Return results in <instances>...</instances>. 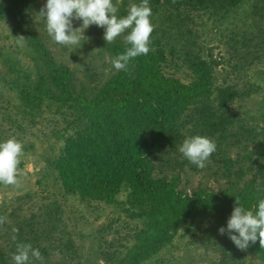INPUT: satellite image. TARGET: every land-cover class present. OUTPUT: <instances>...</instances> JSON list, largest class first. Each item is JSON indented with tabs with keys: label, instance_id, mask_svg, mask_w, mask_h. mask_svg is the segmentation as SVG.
Returning a JSON list of instances; mask_svg holds the SVG:
<instances>
[{
	"label": "trees",
	"instance_id": "obj_1",
	"mask_svg": "<svg viewBox=\"0 0 264 264\" xmlns=\"http://www.w3.org/2000/svg\"><path fill=\"white\" fill-rule=\"evenodd\" d=\"M1 1L0 16H8L21 35L31 38L28 42L41 54L47 71L36 90L20 92L22 111L0 95V142L13 136L20 140L25 128L17 118L45 103L71 110L65 130L73 132L64 135V145L51 162L60 193L88 204H112L127 186V204L134 209L130 215L143 223L132 235L133 245L124 246V257L114 262L109 252L104 260L142 264L169 245L180 229L191 230L210 219L217 230L203 228V239L217 246L221 264H246V260L264 264L259 241L241 251L227 235L218 233L227 226L235 197L246 209L264 198V108L256 118L244 103L257 94L250 79L264 65V0H149L154 25L149 53L135 58L130 71L109 77L96 93L84 89L79 95L71 90L70 69L53 60L31 28L27 16L33 0ZM121 15H127L126 8ZM196 19L203 25L236 23L233 28L239 33L232 31L226 45L232 58L228 68L237 76L231 78L225 71L223 78L217 77L219 62L211 54L206 56L197 43ZM127 47L118 37L108 50L115 57ZM169 65L176 73H184L186 81L167 75ZM237 99L239 117L229 109ZM195 135L209 137L217 146L203 169L179 152L183 140ZM151 158L177 172H184L187 165L205 179L224 181L226 188L216 192L199 187L192 194L184 193L178 190L179 174L152 177ZM44 207V215L17 222L15 228L17 241L38 248L46 264L47 258L63 253V248L67 253L72 239L70 231L58 224L63 223V212L52 202ZM7 249L11 258L15 252L12 239ZM0 263L8 261L0 256Z\"/></svg>",
	"mask_w": 264,
	"mask_h": 264
},
{
	"label": "rangeland",
	"instance_id": "obj_2",
	"mask_svg": "<svg viewBox=\"0 0 264 264\" xmlns=\"http://www.w3.org/2000/svg\"><path fill=\"white\" fill-rule=\"evenodd\" d=\"M133 1L113 0L119 9L117 15L124 8L128 11ZM46 2L47 0H33V8L27 16L32 30L45 42L53 60L70 69L69 84L75 95L81 94L84 89H88V93H96L109 77L120 72L113 68L111 61L114 56L108 50V46L114 41L107 44L103 38L104 29L92 25L85 30V39L82 38L79 45L64 46L55 43L48 36L44 22L36 16ZM3 7L4 2L0 0V9ZM196 21L195 35L199 36L197 43L206 56L211 54L212 58L219 62L216 67L217 77L223 78L224 72L227 71L232 78L233 74H236L228 68L232 58L226 41L232 31L239 33V29L233 28L236 23L222 25L209 21L203 25L198 19ZM81 24L82 21H73L74 27H80ZM127 34L128 31L118 37L124 40ZM17 35L21 34L15 22L8 16H0V95L22 111L18 101L20 92L36 90L39 78L46 76L47 68L41 54L29 42L24 47L15 43L13 38ZM165 73L169 76L174 74L183 81L187 79L184 73H176L171 65L165 68ZM250 81L258 89L257 94L252 100L244 103L246 110L258 118V112L264 108V65L258 69L257 74L252 75ZM57 106L45 103L39 110L32 113L23 112V117L17 118L25 128L19 140L23 144L19 166L22 170V187L0 184V215L7 216L9 221L0 227V256H4L8 264H14L12 259L8 258L7 249L13 234L12 228L16 227L17 222L30 220L39 214L44 215V206L51 205L52 202L58 211L63 212V223L58 224L70 231L72 245L66 248L67 253L63 248V253L47 258L49 261L46 264H111L104 260L105 253L109 252L113 253L111 257L117 262L124 257L126 249L133 245L132 235L143 225L139 218L130 215L131 211H134L127 204L130 189L123 187L116 196V202L112 204L94 201L88 204L77 197L60 193L51 162L57 158L60 148L64 145V135L72 133L73 130H65L67 123L71 121V110ZM229 109L239 117V99L230 103ZM186 114L189 119L188 112ZM170 157L173 158L174 154ZM176 157L182 160L179 155ZM150 161L154 165V178L179 174L178 190L184 193L192 194L199 187L216 192L226 188L224 181L205 179L201 174L190 170L187 165L184 166V172H177L162 166L155 158ZM203 224L197 223L191 230L180 229L169 245L142 264H221V255L215 250L217 246L203 239V228H217L210 219H206ZM110 242H114L115 246L109 247ZM248 261L250 264L256 263L246 260V264Z\"/></svg>",
	"mask_w": 264,
	"mask_h": 264
},
{
	"label": "clouds",
	"instance_id": "obj_3",
	"mask_svg": "<svg viewBox=\"0 0 264 264\" xmlns=\"http://www.w3.org/2000/svg\"><path fill=\"white\" fill-rule=\"evenodd\" d=\"M119 9L113 0H47L36 16L46 26L48 36L57 44L64 46L79 45L84 32L92 25L104 29L106 43L113 42L118 36L128 31L124 42L129 45L125 51L116 55L111 63L117 71H130V63L150 51V36L154 31L150 17L152 16L149 0L131 3L127 15L119 17ZM73 21H82L80 27H74ZM19 47H24L30 37L17 35L13 38ZM98 51V50H94ZM214 140L206 136L195 135L183 140L179 152L191 164L203 169L211 155L216 151ZM23 144L15 136L0 142V184L22 187V170L20 169ZM8 217L0 215V227L8 223ZM17 228H12V241L15 252L11 259L14 264H33L39 261L44 264V257L38 248L31 244L17 241ZM220 235L228 239L241 251L256 244L264 248V198L258 205L246 209L239 197L235 203L227 226L218 229Z\"/></svg>",
	"mask_w": 264,
	"mask_h": 264
}]
</instances>
